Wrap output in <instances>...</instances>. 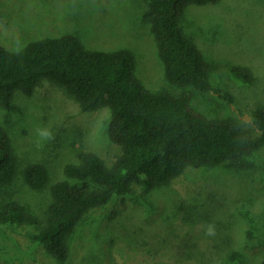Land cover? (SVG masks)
Instances as JSON below:
<instances>
[{
    "label": "rangeland",
    "instance_id": "obj_1",
    "mask_svg": "<svg viewBox=\"0 0 264 264\" xmlns=\"http://www.w3.org/2000/svg\"><path fill=\"white\" fill-rule=\"evenodd\" d=\"M144 0H0V44L18 52L44 38L75 36L92 51L130 50L136 74L152 91L190 92L193 108L207 118L230 119L256 136L252 115L264 107V0H220L189 6L181 19L185 35L210 66L212 88L229 94L170 86L164 77ZM251 72V83L234 68ZM110 112H81L59 87L42 82L27 97L17 93L0 124L8 132L18 160L11 186L0 188V211L24 206L44 220L51 202L49 186L63 179L66 164L95 153L111 166L121 148L108 135ZM48 130L53 139L38 135ZM248 168L229 163L188 168L167 186L144 191L138 185L88 211L70 236L63 264H264V147L248 159ZM44 165L50 177L42 191L32 190L22 171ZM209 223L214 236L206 235ZM39 230L0 223V264H60L36 240ZM242 264V263H241Z\"/></svg>",
    "mask_w": 264,
    "mask_h": 264
},
{
    "label": "trees",
    "instance_id": "obj_2",
    "mask_svg": "<svg viewBox=\"0 0 264 264\" xmlns=\"http://www.w3.org/2000/svg\"><path fill=\"white\" fill-rule=\"evenodd\" d=\"M144 1L148 9L143 18L150 25L166 82L199 93L212 91L231 103L229 94L212 88L209 64L181 28L189 6L220 0ZM136 68L130 50L92 51L71 35L34 41L18 52L0 44V109H8L17 93L30 97L42 82H49L72 97L81 112L107 109L109 138L122 151L111 166L91 152L66 164L63 179L49 186L51 202L44 220L15 203L0 211L2 224L38 229L36 240L60 264L69 259L68 240L91 209L132 193L135 185L146 192L167 186L188 168L229 163L245 170L247 159L264 147V107L252 115L258 134L250 136L230 119H210L196 111L190 92L173 95L148 89ZM234 74L252 81L245 68H234ZM17 175L18 160L0 124V188L11 186ZM22 176L34 191L44 190L50 182L47 168L38 163L25 167ZM230 259L245 263L238 253Z\"/></svg>",
    "mask_w": 264,
    "mask_h": 264
},
{
    "label": "clouds",
    "instance_id": "obj_3",
    "mask_svg": "<svg viewBox=\"0 0 264 264\" xmlns=\"http://www.w3.org/2000/svg\"><path fill=\"white\" fill-rule=\"evenodd\" d=\"M38 135L43 138L44 140H51L53 139V134L48 130H40L38 132ZM216 234L215 232V225L212 223H209L206 227V235L208 236H214Z\"/></svg>",
    "mask_w": 264,
    "mask_h": 264
}]
</instances>
